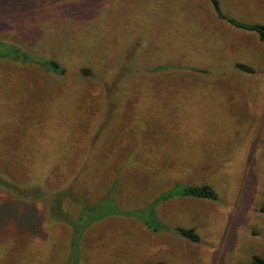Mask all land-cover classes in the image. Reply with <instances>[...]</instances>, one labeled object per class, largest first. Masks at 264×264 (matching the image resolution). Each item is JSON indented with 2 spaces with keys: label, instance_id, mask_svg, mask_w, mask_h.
I'll list each match as a JSON object with an SVG mask.
<instances>
[{
  "label": "rangeland",
  "instance_id": "1",
  "mask_svg": "<svg viewBox=\"0 0 264 264\" xmlns=\"http://www.w3.org/2000/svg\"><path fill=\"white\" fill-rule=\"evenodd\" d=\"M0 2V38L54 56L67 70L54 77L0 60V85L7 78L9 88L0 91V145H21L14 154L38 162H27L15 180L24 183L42 165L49 189L78 175L77 196L87 194L71 206L75 221L50 229L42 205L19 220L0 189V264L264 258V44L257 33L220 19L212 0ZM218 2L226 16L264 25V0ZM140 45L138 74L120 79ZM99 55L119 68L107 69ZM5 133L14 141L5 144ZM193 185L211 186L218 200L179 196L178 188ZM100 200L92 219L78 221L83 204ZM176 228L195 229L201 241Z\"/></svg>",
  "mask_w": 264,
  "mask_h": 264
},
{
  "label": "trees",
  "instance_id": "2",
  "mask_svg": "<svg viewBox=\"0 0 264 264\" xmlns=\"http://www.w3.org/2000/svg\"><path fill=\"white\" fill-rule=\"evenodd\" d=\"M13 1H16L17 3L23 2V0H13ZM212 2L215 5V9L217 11L216 13L220 19L227 21L231 26L237 29L247 32L257 33L259 35L260 41L264 44V25H253L232 19L220 11L218 0H212ZM0 5H2L1 2ZM33 9H34L33 6L30 7L29 12H32ZM124 37L125 40H127L126 34ZM144 45H140L138 47V50L135 51L133 55H131V59H129L128 61L129 66L131 67L130 72L129 73L125 72L124 74H122L120 79L125 78V80L130 81V78L128 77L129 74H131L132 70H133L132 73H134L133 77H136V74H138V72L136 73V67L140 64V59L142 60L144 59L143 51H142L145 48ZM90 48L93 49L94 46H91ZM96 51L99 52L100 50H96ZM107 53L108 52L104 53V55H107ZM102 57H103L102 63L104 64V66H106L107 69L108 67H110L112 70H115V68L112 66L113 61L107 60V56L106 57L102 56ZM0 60H8L10 63H16V64L21 63L25 65H36L37 67L45 70L46 72L55 75L54 77H61L63 75H66L67 73V70L62 66L60 61L55 59L54 56L43 57L41 55H37V54L35 55L33 53L21 49L18 45H15L14 43H10V44L5 43L2 38H0ZM235 66L240 71L246 73L254 72V70L246 64L238 63ZM168 68L169 67H160L158 71L163 72L165 70H168ZM140 73L142 74V72ZM4 81H5V83H3L4 85L3 84L0 85V89H1L0 91L2 93H4L6 90L7 92L9 91V88L5 86L8 85L7 78H5ZM115 85L116 84L105 83L103 87L105 88V86H107V91L112 93V91L115 90L116 87ZM111 93L107 95L108 99L109 96L112 97ZM49 99L52 100V96ZM110 103L112 102L110 101ZM44 108L45 105H43V109ZM58 108H61V104L58 105ZM10 124H12L13 126H17V123L14 119L10 120ZM52 124H54V121L52 122ZM24 138L28 139V134L26 132L24 133ZM2 139L4 143L6 142L5 144H7L9 141H14L15 138L14 136H10L5 133ZM21 147H22L21 145H15L13 149H8L7 147L4 148L3 145H0V153L3 154L2 156H0V189H3L5 190V192L6 191L8 192V197L6 198L12 201L11 202V207L13 206V209L11 210L12 213L13 214L15 213L16 218H18L19 220L20 219L26 220L32 215L33 208H35L36 205H42L44 210L43 219L44 221H46V223L44 224H48V227L50 229L54 227L60 228L65 226L67 220L75 221V217L72 213L71 206L78 207L80 205L79 202H83V200L86 199V195H87V194H83L77 196L75 182L80 180L79 179L80 176L78 175L75 176L74 182L68 184L69 185L68 187L67 186H65L64 188L61 187L62 189L59 187L60 183L59 184L56 183V185L58 184L57 185L58 189L53 191V189H49L50 188L49 174L47 175L39 174L41 169L44 170L48 168L45 166L43 167L41 165L37 167V170L40 169L38 175L35 174L33 176L29 174L27 180L24 183L17 182L15 179L17 178L16 176H18L17 174L21 172V169L23 168L24 171H26L27 169L30 168L27 166V162H31L32 164L38 163L35 160L25 159L20 157L19 155H15L14 152L20 149ZM23 148L24 147H22L21 149ZM88 166H90L89 163ZM44 172L47 171L44 170ZM32 176L33 178L35 177V179L30 178ZM178 189L180 192L179 196L184 198H194V199L213 200V201L218 200V194L209 185H201V186L193 185L183 188L181 187ZM104 205H105L104 200H100L97 204H87V203L83 204L82 210L77 216L78 221L85 218L92 219L95 213L97 212V209L102 208ZM260 213L264 214V207L260 209ZM51 222L55 223V225H51L50 224ZM176 231L177 234L187 238L188 240L194 243H199L201 241L200 236L193 228H189V229L176 228ZM158 264H165V263H158ZM251 264H264V258L255 256L253 257Z\"/></svg>",
  "mask_w": 264,
  "mask_h": 264
}]
</instances>
